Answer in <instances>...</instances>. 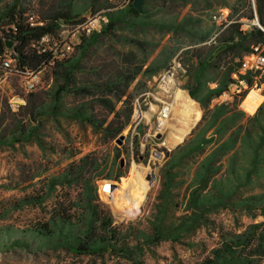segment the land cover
<instances>
[{"label": "rangeland", "instance_id": "374dc122", "mask_svg": "<svg viewBox=\"0 0 264 264\" xmlns=\"http://www.w3.org/2000/svg\"><path fill=\"white\" fill-rule=\"evenodd\" d=\"M133 1L108 0L99 12L120 20L91 44L62 26L71 50L56 64L22 68L5 46L0 264H264V67L245 69L253 46L240 38L262 27L257 0H145V24L123 12ZM86 3L0 0V40L12 13L35 28L71 8L88 17ZM64 62L74 82L61 92ZM174 63L173 109L158 127V85Z\"/></svg>", "mask_w": 264, "mask_h": 264}, {"label": "trees", "instance_id": "16d2710c", "mask_svg": "<svg viewBox=\"0 0 264 264\" xmlns=\"http://www.w3.org/2000/svg\"><path fill=\"white\" fill-rule=\"evenodd\" d=\"M87 8L91 9V13H97L102 9L108 8V0H86ZM123 12L132 15L135 17V19H139L138 23L145 24V20L141 18V16L145 13V11L139 12L134 6L133 2L131 5L124 10ZM257 13L260 20V23L262 27L253 26L252 30L250 32L244 33V36H241L240 38L249 41L250 45L252 46H259L264 45V0H257ZM81 15L75 12L73 8L66 10V11H59L56 12L53 16L49 17L48 19L44 18L43 22L45 23L43 26H37L35 28H31L28 26H25L23 23V20L21 18H18L15 16V13H12L10 15V19L7 26L14 27V29H11V33L5 36L6 41H13L15 47H12V50L17 53L18 55V63L19 65L24 67H29L32 69L39 68L42 64L49 62V56L48 54L44 53H38L37 50L33 49V46L38 45L39 42L42 39V37L46 35H53L57 36L61 29V24L65 23L68 25H75L79 23L82 19H80ZM120 20L119 17H110L108 24L102 29V31L95 33L92 35V37L89 39L88 44L93 43L98 35L107 34L109 33L113 28L115 23ZM232 40V39H231ZM6 42L4 43L2 40H0V56L3 55L6 51ZM232 49H235L236 55L239 56L240 47H233ZM29 51V53H28ZM251 52V51H250ZM67 62H64L60 64L58 67H62V73L64 75L65 79V86L61 87V92L66 89L67 86L70 84H73L74 79L72 78V73L74 70V65L69 64L66 66ZM251 73L247 74L246 76H243V79H246V82L249 87H252L253 85V78H251ZM228 90L227 85H222L221 87L215 89L211 92L210 96L208 97V101H210L213 98H217L221 96L224 92ZM254 94H250L249 100L246 103V107L248 109H251L253 106H255L254 103ZM250 107V108H249ZM36 230L40 232V234H48L50 235L51 232L49 231L48 224H37ZM45 235V234H44ZM261 244H264L261 243ZM258 245L254 250L252 251L253 254H259L261 253L260 249H262V245ZM66 248H70L71 250H75L77 252L82 253H93L97 254L100 252L101 248L98 247H88V248H78L73 247L69 243H65ZM202 264H212L211 261H205Z\"/></svg>", "mask_w": 264, "mask_h": 264}, {"label": "built area", "instance_id": "2783aa9c", "mask_svg": "<svg viewBox=\"0 0 264 264\" xmlns=\"http://www.w3.org/2000/svg\"><path fill=\"white\" fill-rule=\"evenodd\" d=\"M118 5V7L125 8L130 3V0H113ZM230 17L229 11H222L219 15H215L214 19H216L221 24H226L228 18ZM109 19L104 11L91 13L88 17L83 18L79 23L75 25H68L65 23L61 24V27L64 25L67 26H74L73 33L69 36V38H74L76 36L82 37H90L97 32L102 31V29L108 24ZM40 26H43L45 23L43 21L37 23ZM40 53L48 54L49 62L55 64L58 61H61L62 58L67 55L70 50L71 46L67 40V37L60 38L53 35H46L42 37L39 42ZM253 51L251 52L249 59L250 65L245 69L250 70H258L264 67V47L262 46H253ZM5 64L9 67L11 65L10 58L5 59ZM177 72V64L174 65L164 74L162 77L158 88L160 92L156 94L157 101L161 104V109L159 111L158 117V127H162L167 119L170 117L172 111V103L170 102V97H172V90L176 86L175 83V75ZM25 82L26 87L29 91H34L37 85V73L34 72H26L25 73ZM242 86L247 88V82L245 80L241 81ZM241 89V88H240Z\"/></svg>", "mask_w": 264, "mask_h": 264}, {"label": "water", "instance_id": "95a60500", "mask_svg": "<svg viewBox=\"0 0 264 264\" xmlns=\"http://www.w3.org/2000/svg\"><path fill=\"white\" fill-rule=\"evenodd\" d=\"M144 1H145V0H134V1H133V6H134L139 12H142V11H143ZM6 45H7V47L10 49V48H12L13 43L8 41V42L6 43ZM197 92H198V87H195L194 90L189 91V95H190L193 99H195V95L197 94Z\"/></svg>", "mask_w": 264, "mask_h": 264}, {"label": "bare ground", "instance_id": "6f19581e", "mask_svg": "<svg viewBox=\"0 0 264 264\" xmlns=\"http://www.w3.org/2000/svg\"><path fill=\"white\" fill-rule=\"evenodd\" d=\"M172 106H173V102H172V104H171ZM172 109H173V107H172ZM135 196H136V194H135ZM135 198V197H134ZM131 199V198H130Z\"/></svg>", "mask_w": 264, "mask_h": 264}]
</instances>
